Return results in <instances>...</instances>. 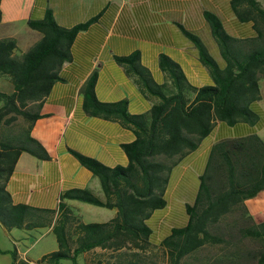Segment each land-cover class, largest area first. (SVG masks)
<instances>
[{
    "label": "trees",
    "instance_id": "1",
    "mask_svg": "<svg viewBox=\"0 0 264 264\" xmlns=\"http://www.w3.org/2000/svg\"><path fill=\"white\" fill-rule=\"evenodd\" d=\"M231 5L238 19L253 21L256 35L231 36L215 14L204 12L225 60L224 68L218 66L198 36L182 28L198 47L213 85H189L180 66L161 54L159 67L172 84V91L167 92L141 64L138 52L115 56L116 62L148 94L159 99L148 113L130 114L126 100L99 101L94 90L97 70L90 74L80 90L84 111L123 122L134 129L136 137L123 145L129 160L124 167H107L72 151L98 177L104 198L87 189H71L60 195L56 209L13 203L6 182L21 152L39 159L49 158L44 147L31 136V128L44 97L59 79L60 67L71 59L72 42L93 19L66 28L58 25L47 9L42 19L28 20L27 25L40 38L21 54L16 53L14 37H0V76L7 77L12 84V91H0V224L6 230L51 227L57 249L44 254L36 263L62 264V259H70L76 264L79 255L87 254L86 264H146L149 248L157 246L170 264H181L184 257L203 245L220 241L211 227L233 210H240L242 225L238 231L242 237L260 244L255 253L256 264H264V221L256 223L244 204L264 189V142L256 134L224 139L213 145L197 195L192 204H186L184 225L173 227L156 244L146 222L154 210L166 205L164 191L170 168L210 133L215 122L256 120L250 104L260 99L259 81L264 78V7L259 0H231ZM18 116L26 126L14 131L11 125ZM64 199L115 208L116 215L106 222L85 223L66 206ZM8 253L13 263L31 264L18 258L15 249ZM229 264H242L241 258Z\"/></svg>",
    "mask_w": 264,
    "mask_h": 264
},
{
    "label": "crops",
    "instance_id": "2",
    "mask_svg": "<svg viewBox=\"0 0 264 264\" xmlns=\"http://www.w3.org/2000/svg\"><path fill=\"white\" fill-rule=\"evenodd\" d=\"M47 9L62 27L93 21L72 42L71 59L60 67L59 79L44 97L31 128V136L44 147L49 158L39 159L29 152H21L6 182L13 203L38 208L56 209L60 195L71 189H87L104 198L98 177L83 166L72 151L94 158L107 167L128 164L123 145L135 139L134 129L121 121L91 116L84 111L80 90L95 69L94 90L99 101L126 100L130 114H146L158 102V97L148 94L116 62L115 56L138 52L141 64L150 71L153 80L171 92V80L159 67V56L167 55L180 66L188 84L199 88L213 85L214 81L200 58L198 47L182 28L200 38L220 68L226 63L205 19V11L215 14L231 36L256 35L253 21L238 19L231 0H0V37H14L16 53H23L40 38L37 31L29 28L28 20L42 19ZM2 79L6 84L3 91H12L10 80ZM259 85L261 97L250 104L256 114L254 123L215 122L210 133L170 168L164 191L166 205L154 210L146 220L152 242L157 244L170 234L175 227L173 216L183 217V223L187 222L186 204H192L197 195L200 177L215 143L250 134H256L264 142V82L259 81ZM63 202L85 223L106 222L116 215L115 208L76 199ZM244 204L256 223L264 221V189ZM87 215H99L102 219L86 221L84 216ZM40 229L45 230L38 233ZM6 232L18 258L31 264H41L36 262L58 246L51 227L19 231L12 228ZM46 232L53 233L52 247L32 255L34 244ZM37 233L39 236L32 241ZM9 250L0 246V262L8 263Z\"/></svg>",
    "mask_w": 264,
    "mask_h": 264
},
{
    "label": "rangeland",
    "instance_id": "3",
    "mask_svg": "<svg viewBox=\"0 0 264 264\" xmlns=\"http://www.w3.org/2000/svg\"><path fill=\"white\" fill-rule=\"evenodd\" d=\"M260 5L264 6V0H259ZM5 78L0 76V91L6 89ZM7 78V77H6ZM261 83L264 82V78H260ZM8 85V84H7ZM8 90V89H7ZM2 102L0 101V105ZM264 105V98H263ZM25 121L21 116H18L16 120L12 123V130H18L25 128ZM101 209V208H100ZM240 210H233L229 213L226 218L221 220V222L216 223L211 227V231L220 239V241L205 244L196 250L194 253L187 255L181 261V264H229L233 262L236 258H241L242 264H256L255 253L259 250L260 244L252 240L251 238L242 237L238 231L239 227L242 225ZM102 219L99 215H87L84 216L86 221H98ZM175 226L184 225V218L180 216H173ZM19 231V229H16ZM45 229H40V232H44ZM32 237V241L35 240L39 234ZM53 240V233H44L34 244L31 249L32 255H38L42 251L50 249L52 247L50 242ZM227 242V244H226ZM0 246L9 247L10 250L14 249L12 239L9 233L3 229L0 225ZM100 249H98V252ZM7 258L8 263L12 264H22L13 263L12 256L8 253ZM87 254H81L76 258V264H86L85 256ZM220 258H224L221 260ZM62 264H74L70 259H62L60 261ZM146 264H170V261L166 258L162 249L157 246H152L149 248L147 254L145 255ZM0 264H4L3 261Z\"/></svg>",
    "mask_w": 264,
    "mask_h": 264
}]
</instances>
